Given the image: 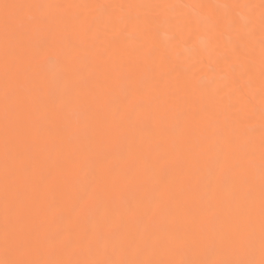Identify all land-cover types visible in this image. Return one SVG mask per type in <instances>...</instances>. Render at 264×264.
<instances>
[{
    "label": "bare ground",
    "instance_id": "6f19581e",
    "mask_svg": "<svg viewBox=\"0 0 264 264\" xmlns=\"http://www.w3.org/2000/svg\"><path fill=\"white\" fill-rule=\"evenodd\" d=\"M3 2L81 7L33 9L31 15H47L48 22L25 23L7 67L0 27V259L6 199L19 206L21 226L41 242L60 234L75 241L96 233L95 243L103 247L115 229L140 242L147 227L156 236L186 239L193 250L206 243L205 230L193 221L209 199L219 216H234L238 204L250 203L253 217L241 225L238 240H250L258 258L264 140L261 0ZM199 4L254 7L221 8L213 24L206 25L200 9L185 7ZM232 16L239 18V33L224 20ZM49 32L56 45L45 52ZM121 82L134 87L122 88ZM6 91L13 95L7 104ZM100 125L108 133L102 143H92L91 130ZM225 128L238 157H251L253 165H237L235 183L233 173L225 175L230 190L222 191V204L211 198L207 183L188 199L192 178L207 175L211 182L216 171L198 146ZM74 157L86 163L73 168L68 161ZM97 162L108 175L94 191ZM6 163L15 172L7 193ZM165 182L173 185L177 198L188 199L183 215L174 209L154 213V197ZM149 218L152 223L146 225ZM176 258L185 257L178 252Z\"/></svg>",
    "mask_w": 264,
    "mask_h": 264
},
{
    "label": "snow or ice",
    "instance_id": "6c2138e0",
    "mask_svg": "<svg viewBox=\"0 0 264 264\" xmlns=\"http://www.w3.org/2000/svg\"><path fill=\"white\" fill-rule=\"evenodd\" d=\"M81 7L79 5H41V4H11L0 0V27L3 31V48L7 67L8 58L14 54L15 48L19 46L20 29L26 22L34 23L37 26H44L48 22L47 15L39 17L31 15L33 9ZM87 7V6H84ZM107 11L110 6H101ZM193 9H200V16L203 23L211 25L214 17L221 8H252V5H214L199 4L185 5ZM261 9V21L264 24V0L259 5ZM224 20L239 33L241 25L237 16L225 17ZM215 23L218 25L219 20ZM45 52L48 47L56 45L54 33L49 32L44 39ZM233 55L238 57V50H233ZM51 62V61H50ZM264 64V59H262ZM264 77V71H262ZM120 87L132 88V84L121 82ZM51 94H55L56 85H49ZM6 104L13 101V95L6 91ZM264 101V97H262ZM65 106H61V110ZM7 115V109H6ZM264 116V112H262ZM10 127L6 124V137ZM108 133L106 126L100 125L91 130L89 139L92 143H102ZM184 145H180L182 148ZM201 152L210 156L216 166L213 173V180L208 182V176L192 178V187L188 193V199L195 197L199 192V186L206 184L210 189V196L216 200V204L223 203L221 193L223 190H230L225 184L224 177L227 173H233L235 183V169L237 165L241 168L251 167V157L239 158L237 148L232 140V133L227 128L222 130L215 139H209L199 146ZM7 148V142H6ZM71 167H82L85 161L80 158H72L68 161ZM132 162L130 161V164ZM137 173L142 170L135 169ZM108 171L102 162H97L95 171L92 173L91 186L93 190H99L104 186ZM15 172L6 163L5 166V190L14 182ZM89 177L86 175L85 180ZM251 185H249V198L251 197ZM188 199H179L176 196L171 183L165 182L158 189L154 197L153 211L157 215H163L173 209L177 214L183 215L187 208ZM203 200V197H201ZM131 208V205H130ZM254 208L249 204H238L234 216H219L212 211L211 199L205 206L202 215L193 222L198 224L206 232V243L204 246L191 249L189 242L183 238H176L172 235L156 236L146 230L140 237V242L130 233L113 230L110 237L105 241L103 247L95 242L98 240L96 233H87L79 240H70L63 234L58 235L50 243L41 242L26 232L21 226V211L19 206L6 199L4 218L5 230L2 244L4 256L0 264H264V140L261 143V195H260V232L261 240L259 256L256 257L254 245L250 240L241 243L238 240L241 225L251 222ZM152 219L146 220L150 225ZM174 231V229L168 230ZM195 243V240H193ZM231 250V255L229 254ZM192 251L191 258L187 252ZM180 252L185 258H176Z\"/></svg>",
    "mask_w": 264,
    "mask_h": 264
}]
</instances>
